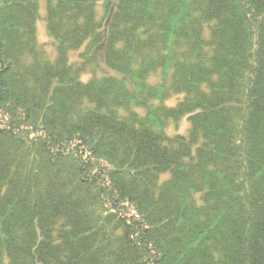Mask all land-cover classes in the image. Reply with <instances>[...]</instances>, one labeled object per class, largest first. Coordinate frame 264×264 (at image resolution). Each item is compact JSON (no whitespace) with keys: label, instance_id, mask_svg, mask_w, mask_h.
<instances>
[{"label":"trees","instance_id":"1","mask_svg":"<svg viewBox=\"0 0 264 264\" xmlns=\"http://www.w3.org/2000/svg\"><path fill=\"white\" fill-rule=\"evenodd\" d=\"M0 264H264V0H0Z\"/></svg>","mask_w":264,"mask_h":264},{"label":"rangeland","instance_id":"2","mask_svg":"<svg viewBox=\"0 0 264 264\" xmlns=\"http://www.w3.org/2000/svg\"><path fill=\"white\" fill-rule=\"evenodd\" d=\"M37 28H38V37H39L40 43L45 44L47 46V49L49 50V52L53 53L55 47L53 45L52 39L48 35L47 29H46V24H45V21L43 19L38 22ZM76 52L77 51H73V53H74V54H72L73 57H76V55H77ZM84 79H88V75H85ZM167 103L169 105H174L176 103V99L173 98V99L169 100ZM186 118L187 117H185L184 119L180 120L177 123H175V122L170 123L168 128H167L168 132H170L171 134H173V133H185L188 129V126H189Z\"/></svg>","mask_w":264,"mask_h":264},{"label":"bare ground","instance_id":"3","mask_svg":"<svg viewBox=\"0 0 264 264\" xmlns=\"http://www.w3.org/2000/svg\"><path fill=\"white\" fill-rule=\"evenodd\" d=\"M84 76H85V75H84ZM83 78H84V77H83ZM170 123H172V122H170ZM168 126H169V125H168ZM167 131H168V130H167ZM186 132H187V131H186ZM186 132H185V133H186ZM168 133L171 134L170 132H168ZM173 134H175V133H173Z\"/></svg>","mask_w":264,"mask_h":264}]
</instances>
